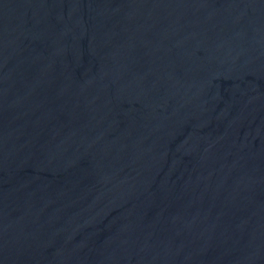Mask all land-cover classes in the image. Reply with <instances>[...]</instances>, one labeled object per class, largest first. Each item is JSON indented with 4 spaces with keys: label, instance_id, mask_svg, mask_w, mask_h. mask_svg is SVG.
<instances>
[{
    "label": "water",
    "instance_id": "95a60500",
    "mask_svg": "<svg viewBox=\"0 0 264 264\" xmlns=\"http://www.w3.org/2000/svg\"><path fill=\"white\" fill-rule=\"evenodd\" d=\"M0 264H264V0H0Z\"/></svg>",
    "mask_w": 264,
    "mask_h": 264
}]
</instances>
